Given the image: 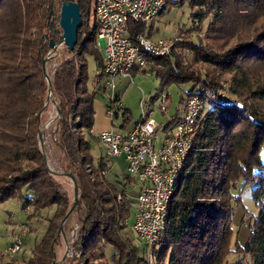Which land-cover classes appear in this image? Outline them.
I'll list each match as a JSON object with an SVG mask.
<instances>
[{"label": "trees", "instance_id": "1", "mask_svg": "<svg viewBox=\"0 0 264 264\" xmlns=\"http://www.w3.org/2000/svg\"><path fill=\"white\" fill-rule=\"evenodd\" d=\"M69 1L78 5L82 23L73 50L54 57L55 68L48 75L58 113L49 139L61 154L62 174L71 173L78 189L71 213L80 214L72 244L77 256L65 264H149L147 248L136 246L128 234L133 202L127 191L133 179L123 175L109 180L104 153L94 160L86 139L94 124V98L104 89L103 59L96 47V29L87 22L91 0ZM53 2L0 0V203L17 197L21 210L55 208L31 257L17 262L0 254V264H52L60 223L73 202L48 169L38 140L40 133L45 144L40 119L49 98L42 61L50 51L49 40L59 42L54 33L59 14L48 18ZM189 7L200 23L211 17L203 37L197 43L177 39L170 55L146 56V68L159 80L160 93L172 85L191 84L185 97L196 89H222L236 100L206 105L167 205L166 228L153 248L154 264H228L226 257L232 253L248 256L251 264H264V0H190ZM144 30L130 23L129 36ZM152 32L153 22L149 37ZM179 51L190 52L191 62ZM87 56L97 68L92 91L87 86ZM222 75L229 76L228 87L221 84ZM117 102L107 109L115 110L113 122L121 117L122 131L131 114L116 109ZM239 182L242 188L253 187L259 209L244 247L232 229V201L241 205L232 191ZM106 246L114 250L109 259L103 253Z\"/></svg>", "mask_w": 264, "mask_h": 264}, {"label": "built area", "instance_id": "2", "mask_svg": "<svg viewBox=\"0 0 264 264\" xmlns=\"http://www.w3.org/2000/svg\"><path fill=\"white\" fill-rule=\"evenodd\" d=\"M183 1L91 0L90 26L96 29L97 42L103 43V88L110 87L115 79L129 77L134 68L146 69V56L164 57L172 53L177 39L152 40L148 35V27L170 5ZM130 23L141 24L145 30L131 39ZM52 54L49 51L48 57ZM232 102V97L222 89H196L191 96L185 97L183 115L161 137L158 135L160 125L153 118V110L145 109L143 103L139 120L133 122L126 131L110 129L97 134V141L109 166L112 158L122 156L126 163V176L138 185L131 233L139 244L147 248L149 264H153V248L165 231L167 205L191 150L195 128L206 105H226ZM115 108H121L119 102ZM159 109L161 113L166 112V96L163 94L160 96ZM114 111L107 109L108 117L112 118ZM49 127L50 124H47L46 128ZM29 208L26 207L24 211ZM20 227L25 230L26 225ZM73 235L74 231L71 232ZM24 236L25 232L15 236L8 246L9 259H15L22 252Z\"/></svg>", "mask_w": 264, "mask_h": 264}, {"label": "rangeland", "instance_id": "3", "mask_svg": "<svg viewBox=\"0 0 264 264\" xmlns=\"http://www.w3.org/2000/svg\"><path fill=\"white\" fill-rule=\"evenodd\" d=\"M189 1L190 0H184L182 6L170 5L168 9L164 12V14L153 22V32L151 34L152 40L165 38L179 40L187 39L194 43L199 42V39L203 37L207 30L208 24L211 21V17H208L201 23L198 22V20L194 16L195 12L192 11L189 7ZM60 2L61 0H54L53 2L52 10L55 16H57L60 12ZM90 21V12H88L87 22L89 28H91ZM54 28L58 29L57 23L54 24ZM96 47L100 51L103 59V43L96 41ZM65 49L66 48L64 47V45H59L56 51L50 56L52 59L46 62L45 69L48 75L51 74V72L55 68L54 59L61 56L62 51ZM178 53L186 60L187 63L191 62L192 54L190 52L179 51ZM48 56L49 55L47 54V57ZM86 60L88 72L87 86L88 88H91L92 91L93 78L96 75L97 68L93 57L87 56ZM203 68L206 69V66H203ZM220 78L223 87H228L226 81L228 80L229 76L222 75ZM191 87V84H182L179 86L172 85L166 89L167 93H169V101L170 99H172V108L171 110L168 109L169 113L166 116L167 118L174 114L175 108H180L182 104L180 100L185 99V95L191 89ZM128 89H133L135 91L137 90L139 92L138 97L134 99L133 105L129 106L131 122H136L140 118L141 109L138 108V100L142 97V99L144 100L143 105L145 109L149 105V100L151 98H157V100L153 101L152 105H150V109L153 110V118L158 123H165L166 118L160 112L159 109L161 95L159 92V80L154 76L153 73H151L149 81L146 82L144 85H141V83H139V80L135 79L133 81V84H131ZM140 90H142L143 93L140 92ZM225 94L228 93L225 92ZM229 96L231 95L229 94ZM231 97L232 99L236 100L235 96ZM95 101L101 102L102 104H106L107 96L101 92L96 95ZM167 101L168 99L166 96V104ZM56 112V105L53 102L52 98L49 97L46 106V111L42 113L40 119V128L45 132L46 135L43 149L45 151L48 169L54 174L56 181L60 184L62 190L67 194L68 199L71 202L74 196L72 183L70 179L66 177L65 174H62L61 154L57 147L49 139V132L53 131L54 121L57 117ZM98 114V105H96L95 103V115L98 116ZM121 123V117H119L117 120H114L113 122L115 127H119ZM47 124H50L49 128H46ZM162 134V131L158 132L159 136ZM93 136V134L87 133L86 139L91 144V155L93 159L96 160L102 154L103 149L101 145L97 142V140L93 138ZM261 161L262 163H264V146L261 152ZM120 173V167L114 165L112 166L110 173H108L107 178L112 179L114 175H119ZM137 188L138 186L133 183L127 191V193L130 195V200L133 202L127 225L129 229L128 234L133 239L134 244L136 246H141L135 236L131 233V225L133 223V214L135 210L134 199L132 198V196H134L137 192ZM252 188L253 187L251 186L242 188L241 182H239L236 189L232 191L233 198L240 197L241 200V205H239L234 200L232 201V229L235 233V239L240 245V247H244L246 242L248 241L251 224L254 218H256L259 213V209L255 206V203L253 201ZM54 211V207L40 210L38 212H34L32 207H30L28 211L21 210V201L17 197L10 198L4 203H0V254L3 255L4 258L9 259V257L7 256L8 246L11 244L15 236L19 235L22 232H25V236L23 237L22 252L16 255L14 258L17 262L27 261L32 255V250L35 244L43 236L48 224V219L52 217ZM29 215L31 216V218L28 220L27 217ZM71 215L72 216L68 217V219L64 222L62 226V231L59 234L58 240L55 245V264H65L68 259L77 256V252L72 249V244L75 241L79 230L78 218L80 214L73 213ZM21 225H26V227H24L25 230L21 229ZM73 231L74 235L71 236V232ZM103 253L106 259H109L110 255L114 253V250L111 247L106 246V248L103 249ZM240 260L243 261V264H251L250 258L246 255L244 256L232 253L226 257V262L228 264H234ZM152 263H155L154 259L152 260Z\"/></svg>", "mask_w": 264, "mask_h": 264}, {"label": "crops", "instance_id": "4", "mask_svg": "<svg viewBox=\"0 0 264 264\" xmlns=\"http://www.w3.org/2000/svg\"><path fill=\"white\" fill-rule=\"evenodd\" d=\"M150 75H151V72L149 71L148 68H146L143 71L138 69V68H135L131 71V74L129 77L115 79V80H113L112 85L110 87L100 89L98 94L102 92L104 95H106L107 96V103L102 104L101 102H96L95 98H94V102H93L94 124H93L92 129L90 130V133L94 135L93 138L95 140H97L96 136L100 132L108 131L110 129L120 130L119 127L114 126L112 119L110 117H108L107 105L117 99L121 108L127 109L130 112L129 106L133 105L134 99L138 97L139 92L137 90L135 91L133 89H131V90L128 89L129 86L131 84H133V81L135 79L139 80V83H141V85H144L146 82L149 81ZM93 88H94V84L92 85V89ZM88 90L91 91V88H88ZM140 92L143 93L142 90H140ZM160 94L169 96V93H167V91H164L163 93H160ZM155 100H157V98H151L149 100V105L147 106L148 109H150V105H152L153 101H155ZM171 100L172 99H170V101H169V99H168L167 104H166V112L162 113L164 115V117L166 118V121L164 124L159 122V125H160L159 131H162V132L169 131L173 127V125L171 127H169V129H165L166 125L173 119L175 121H178V119L183 115V101H182L180 108L179 109L175 108L174 114H172V115L170 114L171 116H169L168 118L166 117L167 114L169 113L168 109L171 110V108H172L171 107V104H172ZM95 103H96V105H98V112H99L98 116L95 115ZM142 103L144 104V100L141 97L138 100V108L141 109V112L143 109ZM133 122L134 121L130 122L122 131H126L131 126V124ZM160 137H161V135H160ZM114 165L119 166L120 171H121V173L119 175H114V177L115 176H123V175L126 176V170H125L126 169V163H125V160L122 156L112 158L110 170H111L112 166H114ZM110 170L108 173H110ZM108 173H107V175H108ZM114 177L112 179H115ZM112 179H109V180H112ZM133 183L136 184L134 181H133ZM137 190H138V188H137ZM136 193H135V195H136ZM135 195L132 196L133 199H135ZM127 196L130 199V195L128 193H127Z\"/></svg>", "mask_w": 264, "mask_h": 264}, {"label": "water", "instance_id": "5", "mask_svg": "<svg viewBox=\"0 0 264 264\" xmlns=\"http://www.w3.org/2000/svg\"><path fill=\"white\" fill-rule=\"evenodd\" d=\"M53 15V10L52 7L49 11L48 18H51ZM81 16H80V11L78 8V5L75 2L69 1V0H63L61 7H60V12H59V20H58V29L54 30L55 34H59V42L57 44L54 43L53 40H49V49L50 53H54L59 45H64V47L67 49L68 52H71L74 48V45L76 44V37H77V30L81 26ZM53 25V20L50 22L49 29L52 28ZM47 35H45V38L47 39ZM50 57H46L42 61V72L44 75V78L48 84V95L50 97L51 93V86H50V78L46 72L45 69V64L46 60L49 59ZM49 99V98H48ZM47 99V103H48ZM58 115V113H57ZM38 140L40 143L41 150L43 151V141L41 134H38ZM66 177H68L72 183L73 186V202L72 205L69 209V211L66 213L65 217L62 219L60 223V233L62 231V226L64 222L68 219V217L71 215L73 212L74 208L76 207L77 200H78V189L76 186L75 179L71 173L65 174ZM63 235V234H62ZM55 264V258L53 260V263Z\"/></svg>", "mask_w": 264, "mask_h": 264}, {"label": "bare ground", "instance_id": "6", "mask_svg": "<svg viewBox=\"0 0 264 264\" xmlns=\"http://www.w3.org/2000/svg\"><path fill=\"white\" fill-rule=\"evenodd\" d=\"M174 6V5H173ZM178 179V178H177Z\"/></svg>", "mask_w": 264, "mask_h": 264}]
</instances>
